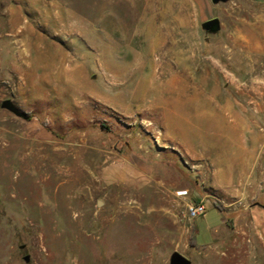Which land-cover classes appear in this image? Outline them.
<instances>
[{
	"label": "rangeland",
	"instance_id": "374dc122",
	"mask_svg": "<svg viewBox=\"0 0 264 264\" xmlns=\"http://www.w3.org/2000/svg\"><path fill=\"white\" fill-rule=\"evenodd\" d=\"M4 100L0 264H264V0H0Z\"/></svg>",
	"mask_w": 264,
	"mask_h": 264
},
{
	"label": "water",
	"instance_id": "95a60500",
	"mask_svg": "<svg viewBox=\"0 0 264 264\" xmlns=\"http://www.w3.org/2000/svg\"><path fill=\"white\" fill-rule=\"evenodd\" d=\"M228 1L230 0H211L212 4L226 3ZM201 28L208 33L215 34L220 30V22L217 18H212L202 23ZM0 107L23 120L30 118L26 113L20 111L11 100L2 101ZM256 205L264 209V205H260L259 203H256ZM169 264H191V261L184 255L173 252L169 257Z\"/></svg>",
	"mask_w": 264,
	"mask_h": 264
},
{
	"label": "built area",
	"instance_id": "2783aa9c",
	"mask_svg": "<svg viewBox=\"0 0 264 264\" xmlns=\"http://www.w3.org/2000/svg\"><path fill=\"white\" fill-rule=\"evenodd\" d=\"M187 192L185 190L179 191V196H185ZM207 208L203 202H196L188 204L186 207V215L188 219H197L206 212Z\"/></svg>",
	"mask_w": 264,
	"mask_h": 264
},
{
	"label": "trees",
	"instance_id": "16d2710c",
	"mask_svg": "<svg viewBox=\"0 0 264 264\" xmlns=\"http://www.w3.org/2000/svg\"><path fill=\"white\" fill-rule=\"evenodd\" d=\"M216 208H217V205H216Z\"/></svg>",
	"mask_w": 264,
	"mask_h": 264
},
{
	"label": "bare ground",
	"instance_id": "6f19581e",
	"mask_svg": "<svg viewBox=\"0 0 264 264\" xmlns=\"http://www.w3.org/2000/svg\"><path fill=\"white\" fill-rule=\"evenodd\" d=\"M186 82V81H185ZM176 87V86H175Z\"/></svg>",
	"mask_w": 264,
	"mask_h": 264
},
{
	"label": "flooded vegetation",
	"instance_id": "af4514ba",
	"mask_svg": "<svg viewBox=\"0 0 264 264\" xmlns=\"http://www.w3.org/2000/svg\"><path fill=\"white\" fill-rule=\"evenodd\" d=\"M261 205V204H260Z\"/></svg>",
	"mask_w": 264,
	"mask_h": 264
}]
</instances>
